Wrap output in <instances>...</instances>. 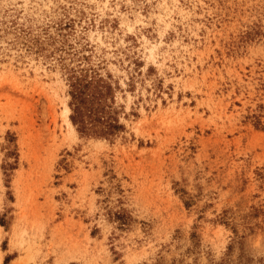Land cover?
<instances>
[{
  "label": "rangeland",
  "instance_id": "1",
  "mask_svg": "<svg viewBox=\"0 0 264 264\" xmlns=\"http://www.w3.org/2000/svg\"><path fill=\"white\" fill-rule=\"evenodd\" d=\"M0 264H264V0H0Z\"/></svg>",
  "mask_w": 264,
  "mask_h": 264
},
{
  "label": "trees",
  "instance_id": "2",
  "mask_svg": "<svg viewBox=\"0 0 264 264\" xmlns=\"http://www.w3.org/2000/svg\"><path fill=\"white\" fill-rule=\"evenodd\" d=\"M68 86L70 120L79 134L109 138L123 129L107 105L111 87L96 73L89 75L87 70H72Z\"/></svg>",
  "mask_w": 264,
  "mask_h": 264
},
{
  "label": "bare ground",
  "instance_id": "3",
  "mask_svg": "<svg viewBox=\"0 0 264 264\" xmlns=\"http://www.w3.org/2000/svg\"><path fill=\"white\" fill-rule=\"evenodd\" d=\"M64 116H65V123L67 124V126H68V133H66V134H68V137L69 138H71L70 136H73V135H77L76 134V132L74 131V129H73V127H72V125H71V123H70V121H69V119H68V114H69V108L67 107V106H65V108H64ZM62 113V114H63ZM64 119V118H63ZM66 126V127H67Z\"/></svg>",
  "mask_w": 264,
  "mask_h": 264
}]
</instances>
